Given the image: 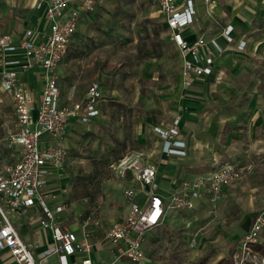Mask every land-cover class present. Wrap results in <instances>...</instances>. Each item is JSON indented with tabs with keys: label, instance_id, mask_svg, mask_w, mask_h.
<instances>
[{
	"label": "rangeland",
	"instance_id": "obj_1",
	"mask_svg": "<svg viewBox=\"0 0 264 264\" xmlns=\"http://www.w3.org/2000/svg\"><path fill=\"white\" fill-rule=\"evenodd\" d=\"M31 2L0 0V30L21 28L28 22L33 14ZM79 22L69 55L61 67L62 95L67 96L74 86L75 97L80 98L88 85L97 83L103 101L96 121L79 124L69 131L63 181L69 200H75L78 203L75 210L80 211L72 214L70 220L79 221L88 240L90 237L106 245L100 220L94 222L102 216L101 207L112 201L120 203L119 195L126 200L127 186L138 189L135 180L116 176L109 165L128 151L148 154L158 137L156 125L151 124L156 117L153 104L164 101L160 92L165 85L177 83L180 58L177 47L168 38L155 0H97L95 8L84 13ZM144 40L156 41L159 54L141 57L139 47ZM1 98L2 164L9 162L4 138L14 131L15 115L12 102ZM247 159L249 165H238L243 169L240 180L222 191L226 192V200L215 208L206 201L204 206L190 210L172 204L160 223L147 233L143 242L145 255L140 262L123 260L111 264H231L228 250L236 246L244 225V218L235 217L236 211L250 197L264 208V152ZM212 168L205 175L218 166ZM260 235L262 239L264 230Z\"/></svg>",
	"mask_w": 264,
	"mask_h": 264
},
{
	"label": "built area",
	"instance_id": "obj_2",
	"mask_svg": "<svg viewBox=\"0 0 264 264\" xmlns=\"http://www.w3.org/2000/svg\"><path fill=\"white\" fill-rule=\"evenodd\" d=\"M163 16L168 38L179 52L180 74L185 86L194 76L212 73L214 53L223 48L214 38L203 35L188 40L182 35L186 27L195 21L192 0H155ZM97 0H35L34 8L41 11L43 25L25 28L22 35L14 37L0 32V51L12 55L5 59L0 69V86L13 103L16 128L6 138L7 146L21 147L20 158L12 164L0 167V248H6L13 257L12 264H46L37 260L28 244L15 228L11 216L25 211L29 206L38 210L42 228L51 231L54 245L46 250L57 252L60 264H68L67 256L82 252L86 257L82 264H92L88 256L90 245L78 239L67 221L60 217L65 203L51 204L54 196L47 190L48 178L63 168L68 158L64 144L68 122L72 118L88 123L100 113L102 93L97 83L89 85L84 96L61 100L58 66L67 53L68 45L75 35L80 17L95 8ZM45 26V29L41 28ZM232 26L222 31L227 42L232 41ZM245 45L241 41L237 48ZM37 69L42 89L35 98L23 79L24 73ZM178 118L167 126H155L162 140V150L170 155H183L184 142L176 139L179 134ZM144 151H128L109 165L110 170L124 180H135L138 189L126 187L124 194L129 201L125 216L112 223L105 234L111 244V264L129 260L140 262L144 258L143 242L146 232L162 220L169 204L157 192L156 170L143 162ZM138 166V167H137ZM218 168L205 176L182 181L184 192L175 198L180 208H193L195 196L206 191L208 203L215 208L222 189L241 178L242 168L234 163L218 164ZM191 193L192 195H188ZM143 196L141 201L136 196ZM264 226V209L257 212L249 227L239 236L230 256L233 264H264V255L255 248L260 242ZM45 259V258H44Z\"/></svg>",
	"mask_w": 264,
	"mask_h": 264
},
{
	"label": "crops",
	"instance_id": "obj_3",
	"mask_svg": "<svg viewBox=\"0 0 264 264\" xmlns=\"http://www.w3.org/2000/svg\"><path fill=\"white\" fill-rule=\"evenodd\" d=\"M182 1L184 0H177L178 3ZM192 1L196 10L195 21L191 26L186 27L182 35L188 40H193L199 35L214 38L224 50L221 54L214 53L212 73L194 76L189 86H185L183 83L179 64L177 83L165 85V88L161 89L160 92L164 101L161 99V101L153 104V112L156 117L151 124H159L164 127L169 125L174 118H178L179 134L176 139L184 142L182 148L185 153L183 155H170L162 150V140L158 136L149 148L148 154L145 152L146 156L143 160L145 164L154 166L157 192L163 195L169 204H175V198L182 196L184 192L182 181L205 176L207 172L213 169V166L218 164L234 163L237 166H247L250 163V160L247 159L248 156L264 152V0ZM34 3L35 0H32L33 14L31 18L28 22H24L21 28L0 30V32L10 33L17 38L22 35L25 28L43 25L42 13L34 8ZM228 25L232 26L231 42H227L222 36V31ZM41 29L44 30L45 26ZM75 35L72 37L67 53L57 69L62 101L65 97L68 99L69 96L79 99L75 97L74 86L64 97L60 82L61 67L69 55ZM241 41H244L245 45L238 49L237 46ZM11 56L0 51V69L2 62ZM23 79L34 97L38 98L42 89V81L37 69L24 73ZM88 87L89 85L79 95L80 98L84 96ZM2 96L12 102L10 95L0 86V102ZM102 101L99 102V109ZM100 114L101 112L88 123H83L76 118L70 119L65 132V146L67 147L66 137L72 127L74 129L79 124L93 123ZM14 125L16 128V119ZM7 136L4 138V145L8 151L7 161L9 162L7 163L12 164L20 158L21 147L17 145L8 147ZM251 163L253 165V162ZM2 164L0 163V167ZM63 176L62 168L51 173L48 178L46 188L54 196L50 203H65V209L60 213V217L67 221L70 229L76 232L80 241L90 243H88L90 245L88 256L91 258V263L109 262L108 259L113 257L111 244L105 234L112 223L125 216L129 208V201L119 195L117 198H119L120 203L117 202L116 204L112 201L108 205H103L99 211L102 213L101 218L94 220V222L97 223L100 220L106 245L100 244L99 241H93L90 237L89 241L79 221L69 218L72 214L75 215L80 211L76 212L75 210L78 203L75 200L73 202L69 200V193L64 184ZM228 186L224 187L222 191H227ZM222 191L218 205L226 200V192ZM206 194L207 192L203 191L201 196L194 197V207L204 206L206 201L208 202ZM139 195L137 201H141L143 198L141 194ZM188 195L192 194L188 193ZM240 207L241 209L236 211L235 217L244 218V225L243 231L239 230L240 233L236 231L239 233L237 240L249 227L254 215L264 209L256 203V199L253 197H250ZM182 209L190 210L189 208ZM93 211L95 213V208ZM88 217L91 218V216ZM11 219L37 260L44 261L46 264H60L57 252L49 251L44 257L42 256L46 250L54 245V241L50 229L40 226L38 210L35 206H29L25 211L13 213ZM150 230L146 232V235ZM263 230L264 226L261 232ZM260 237V242L262 239L264 242V236L262 239ZM84 257L86 254L75 252L67 256V261L68 264H82L81 259ZM12 263L11 253L6 248H0V264Z\"/></svg>",
	"mask_w": 264,
	"mask_h": 264
},
{
	"label": "trees",
	"instance_id": "obj_4",
	"mask_svg": "<svg viewBox=\"0 0 264 264\" xmlns=\"http://www.w3.org/2000/svg\"><path fill=\"white\" fill-rule=\"evenodd\" d=\"M165 27H166V25H165ZM159 51H160V47L158 46L157 42L154 40L153 41H145L144 40V41H142V43H140L139 54L143 58H149L152 56H156L157 53L159 54ZM154 52L156 53L155 55H154ZM254 246L256 249H258L259 251L264 253V242L263 241L256 243ZM233 249H234V245L232 247H230L228 250V257H229L231 264H233V262L231 260L230 254H231Z\"/></svg>",
	"mask_w": 264,
	"mask_h": 264
},
{
	"label": "water",
	"instance_id": "obj_5",
	"mask_svg": "<svg viewBox=\"0 0 264 264\" xmlns=\"http://www.w3.org/2000/svg\"><path fill=\"white\" fill-rule=\"evenodd\" d=\"M138 167V166H137Z\"/></svg>",
	"mask_w": 264,
	"mask_h": 264
}]
</instances>
